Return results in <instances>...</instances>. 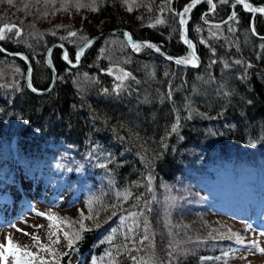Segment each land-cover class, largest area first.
Wrapping results in <instances>:
<instances>
[{
	"label": "trees",
	"instance_id": "obj_1",
	"mask_svg": "<svg viewBox=\"0 0 264 264\" xmlns=\"http://www.w3.org/2000/svg\"><path fill=\"white\" fill-rule=\"evenodd\" d=\"M70 1L26 2L40 13H78L55 35L34 36L26 47L0 40L5 50L28 56L37 90H46L52 81L47 50L63 44L76 64L78 50L95 35L92 27L104 19L110 20L108 30H127L132 39L166 54L181 59L190 54L182 43L180 19L193 0ZM248 2L264 7V0ZM82 18L89 26L81 27L88 33L83 41L70 35L82 31L76 26ZM189 26L201 58L198 70L179 67L141 46L137 51L121 34L110 35L84 52L78 68L61 60L62 49L54 50L58 81L43 96L27 89L24 59L0 52V65L18 67L22 77L17 88L0 82V172H15L10 178L16 186L18 176L31 172L53 182L62 177L80 182L90 194L86 206L110 205V196L115 198L108 220L88 224L61 252L70 224L62 219L68 212L59 210L45 211L39 231L22 234L38 237L40 246L18 241L19 246L46 264H74L78 256L90 255V264H228L226 256L207 258L240 251L243 240L213 239L203 220L209 214L235 224L226 204L243 211L253 198L263 201L264 192L257 193L264 190V16L244 12L237 0H203ZM206 27L218 32L208 45L200 34ZM104 40L121 41L120 53L129 60L124 68L130 79L120 91L112 78L100 74L108 67L106 59L98 58ZM12 153L19 155L17 171ZM188 200L195 207L189 208ZM58 237L60 244L52 243ZM41 245L57 247L53 252L58 255L53 258Z\"/></svg>",
	"mask_w": 264,
	"mask_h": 264
},
{
	"label": "rangeland",
	"instance_id": "obj_2",
	"mask_svg": "<svg viewBox=\"0 0 264 264\" xmlns=\"http://www.w3.org/2000/svg\"><path fill=\"white\" fill-rule=\"evenodd\" d=\"M82 1L83 0H71L70 3L74 2L80 4ZM201 1L203 0H199V4ZM26 2L30 3V0H20V2L18 0H14V1L0 0V30H3L2 35L4 37L3 39L0 40L3 43L13 44L12 47H16L19 45H22V47H26L29 44H31V38L34 36L35 38L38 37L41 38L45 36V34L55 35L56 29L60 28L61 26H64V24L72 25L71 22L74 20V17H78V13L75 12H67V13L52 12L50 14L45 12L40 13L39 9L33 5L34 3H32V5H28L27 7H25ZM65 3H69V1H65ZM186 14L181 19L184 20ZM82 19L79 20L76 26H78L79 30H82L81 27L83 26H85L86 30H88L89 28V26L87 25L88 23L84 22V18ZM109 22L110 20L104 19L101 22H99L97 25L92 27V29H95L96 32L93 33L95 35H93L91 39L103 32L113 31V30H108L106 28ZM189 24H188V29H189L188 33L190 38ZM5 25L11 27L12 30L8 31V29L5 28ZM17 25L23 27V29L21 30L16 29ZM180 26H181V22H180ZM204 29L205 30L202 33L201 30L203 29L200 30V34L202 36V42L205 43L204 45H208L207 43H209V41L212 38L215 39L217 37L216 34L218 32L215 31L214 29H208L207 27ZM108 36L110 35H106L101 39H104ZM74 37L80 38L83 41L87 39L88 33L82 30L79 31L77 35H75ZM16 43H19V45ZM121 43H122L121 41H116V40L101 41L100 43L101 50L99 51V57H98L99 61L101 59H106V63H108L107 69L105 70L101 69L100 74H105L108 75L110 78H112L115 89L118 91H120L121 88L123 89L130 79V74L128 70L124 68V64H128L129 60L125 58L123 54L120 53ZM10 58H14V57H10ZM18 58L24 59L23 57H18ZM186 59H191L193 62L192 56L190 57L188 55ZM24 61L26 62L25 59ZM210 64L207 65L209 66V68H210ZM18 71H19L18 67L16 66L5 65L3 67L2 65H0V82L3 83L2 86H4L5 88H9L7 86H11V85H13L14 88L19 87V81L21 80L20 78L22 77L18 76ZM25 79H26V73L24 74V80ZM30 80L32 82V74ZM23 179L24 182H26V188L28 187L30 188V193L32 194V197L30 199L32 202L41 201L45 203L47 201L46 206L56 205L59 208L66 207L57 210H63L64 212H68L62 215L63 217L62 219H64L66 223L67 221L69 222L70 224L68 226L69 230H67L66 232L69 233V235L70 232H72L73 233L72 236L75 233H80L88 226V224L89 225L96 224V226H100L104 224L109 218L108 217L106 220V217L114 209L113 205L115 203L113 205L112 203L115 198L112 195L110 196V200H109L110 205H105V202L97 203L98 202L97 201L94 202V204L91 203L87 206L86 203L81 204L82 207L80 208L72 207L65 205L69 200V196L68 195L65 196V194L59 190H55V189L53 190L51 183H44V182L41 183L39 180L38 181L34 180V183L28 184V182L30 181L28 177H24ZM10 187H11V183L9 181H4V179H0V196L1 195L8 196L7 193L9 192ZM46 190L48 191V195L46 193ZM22 191L24 190L19 188L13 194L14 204H16L18 198L22 196L23 194ZM194 199L196 201L197 196H194ZM59 200L62 201L58 203ZM255 201L256 200L250 201L248 202V204H252ZM200 202H202V200H200ZM186 205H189V208L193 206L195 207V205L191 203V200H188ZM41 207L43 209L41 208H37V209L39 211L45 212L46 211L45 207L43 206ZM224 207L226 209L228 208V206H224ZM255 208L252 212L248 214V216L251 217L250 221L248 220L242 222L231 219L235 222V224H233L232 222H228L225 219H220V218L216 219L214 215H209V214L204 215V220L202 219L203 222H205L206 225L208 226L209 233H211V237L213 239L232 238V239L243 240V243H241L240 244L241 246H239L240 251L238 253H236L235 255L228 254V256H231L230 260L228 261V264H264V253L259 251V248H264V201L262 202L256 201ZM93 209L94 211L91 213ZM12 210H13L12 208L8 207V203H5L4 201L0 202V245L6 244L7 238L10 237L11 240L13 239L12 242H14V244L16 245L18 241H21V243H25L27 244L26 246L29 245L33 249L34 247L37 248L38 246H40L39 244L42 243L41 241H39L38 243L32 242V239L30 240L29 238L24 237V235L18 234L16 232V229L20 228L21 230H27V231L29 230V233L32 234L33 230H35L34 227H36L35 224L38 225L42 223L43 219L41 220V218L43 216L35 215L33 213L34 211L32 212L33 210L32 208L29 209L28 211H25L23 215H21L22 216L21 218L14 220L13 218L10 217ZM30 212H31V217H30ZM9 217L13 221L10 224L5 225ZM88 217H91V219H88ZM32 220L35 222V224L32 222ZM81 225H83V227H81ZM12 226L15 227L10 228ZM42 235L43 233L41 230L39 236ZM30 237L32 238L33 235ZM60 242L61 241L59 240V243L57 244H60ZM253 242H255L256 246H254ZM21 243H19V245H22ZM67 244H68V240L65 239L64 243L58 247L59 251L60 252L63 251L66 248ZM56 249L57 247L55 246L52 248L53 251H57ZM2 251H4V249L0 248V252ZM57 255L58 254L55 255L52 254V257L55 258ZM207 259H212V258H207ZM88 260L85 261L84 264H86V262L90 264L91 261ZM0 264H4L2 259H0Z\"/></svg>",
	"mask_w": 264,
	"mask_h": 264
},
{
	"label": "water",
	"instance_id": "obj_3",
	"mask_svg": "<svg viewBox=\"0 0 264 264\" xmlns=\"http://www.w3.org/2000/svg\"><path fill=\"white\" fill-rule=\"evenodd\" d=\"M244 3L248 4L247 0H244ZM199 6V0L198 2L195 4L194 7H192L190 9L189 12H187L186 16H185V23H181V30L183 33V44L188 48V50L190 51V53H192V57L194 59V62L191 63H185V64H178L176 63V60L180 59L178 57L169 55L164 53L163 51H161L159 48H157L156 46H154L153 44H151L150 42H146L143 40H136V39H129V35H128V31L127 30H113V31H107V32H103L101 34H99L98 36L90 39L88 42H86L82 48H80V50H78L77 55H76V64H72L70 63V61L67 59H65V55L67 56V48L60 43L54 44L52 45L46 53V57H45V64L48 67V69L50 70L51 74H52V81L50 83V86L46 89V90H36L33 86H32V82H31V74H32V64L30 59L28 58V56L24 53H19V52H9L7 50H5L1 45H0V52L8 57H23L26 62H27V71H26V79H25V84L27 89L32 92L33 94L37 95V96H43L46 95L50 92H52L56 86L57 80H58V73L53 65L52 62V53L54 52V50H56L57 48H61L62 49V55H61V60L70 68L74 69V68H78L81 64V60H82V56L84 54V52L90 48L91 46H93L96 42H98L102 37L106 36V35H117V34H121L123 35V37L126 39V41L130 44H138L144 48L149 49L150 51H152L153 53H155L156 55L171 61L172 63L176 64L177 66H180L182 68H187V69H192V70H198L201 67V58L199 56V54H197L195 48L193 47L191 40L189 38V29H188V24L190 21V17L192 16V13L196 10V8H198ZM243 10L247 13L253 14V15H263L264 13H260V12H255V11H249L248 9H246L243 4H241ZM250 6V5H249ZM251 7V6H250ZM253 8V7H251ZM255 9V8H253ZM185 40L190 41L191 46L188 43H185ZM148 45H152V47H148ZM156 49H159V51H157ZM77 56H79V59H77ZM171 57V59L169 58ZM35 89V91L33 90Z\"/></svg>",
	"mask_w": 264,
	"mask_h": 264
},
{
	"label": "snow or ice",
	"instance_id": "obj_4",
	"mask_svg": "<svg viewBox=\"0 0 264 264\" xmlns=\"http://www.w3.org/2000/svg\"><path fill=\"white\" fill-rule=\"evenodd\" d=\"M197 2H198V0H193L192 5L184 8V13L189 12L190 8L194 7ZM208 2L211 3V0H208ZM222 2H226V0H222ZM237 3L243 4V6L246 9H248L249 11L264 13V8L253 9L248 4L244 3V0H237ZM212 8L213 9L215 8L214 4H212ZM129 10H131V9H129ZM234 16H235V14H233V17H230V19L234 18ZM180 22L182 24L185 23V21L183 19H181ZM5 28H7L8 31L12 30V28L7 26V25H5ZM2 32H3V30H0V39L4 38L2 35ZM70 35L74 36V35H76V33L73 32V33H70ZM129 39H131V37H129ZM185 43H188L191 46L190 41L185 40ZM148 47H152V45H148ZM133 48L138 51L140 49V45L133 44ZM156 50L159 51V49H156ZM189 56L191 57L192 53H190ZM169 58L171 59V57H169ZM65 59H67L66 55H65ZM77 59H79V56H77ZM191 62H192L191 59H178V60H176V63H178V64H185V63H191ZM237 63H239V61H237ZM33 90L35 91V89H33ZM173 131H175V127L173 128ZM42 215H43V213H42ZM49 219L55 220L56 218L53 216H49ZM88 219H91V217H88ZM81 227H83V225H81ZM25 234L27 235V233H25ZM53 235H55V233H53ZM64 238L66 240H68V246L71 247L73 240L79 239L80 236H79V233H75L73 235V237L70 239L69 233L64 232ZM32 239L34 241H36L37 243L39 242L38 237L33 236ZM238 242L243 243V241H238ZM52 243H59V238L52 241ZM253 244H254V246H256L255 242H253ZM0 248L4 249V251L0 252V259L3 260L4 264H8L9 256L12 257V264H37V262H38V264H46V261L43 257H37V255L35 253L28 251L26 246L22 248L21 246L14 244L10 237L7 238L6 244L0 245ZM41 250L55 255V253L53 252V250L50 247H45V246L41 245ZM259 251L264 253V248H259Z\"/></svg>",
	"mask_w": 264,
	"mask_h": 264
},
{
	"label": "bare ground",
	"instance_id": "obj_5",
	"mask_svg": "<svg viewBox=\"0 0 264 264\" xmlns=\"http://www.w3.org/2000/svg\"><path fill=\"white\" fill-rule=\"evenodd\" d=\"M256 16H257V15H256ZM230 20H231V19L228 18V19H226V20L224 21V23L226 24V23H228ZM30 159H32V158L30 157ZM34 160H35V159H34ZM73 169H74V167H73ZM38 175H40V174L38 173ZM22 186H23L24 188H26V183H24Z\"/></svg>",
	"mask_w": 264,
	"mask_h": 264
}]
</instances>
